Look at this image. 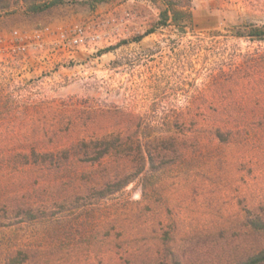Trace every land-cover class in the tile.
<instances>
[{"label": "rangeland", "instance_id": "obj_1", "mask_svg": "<svg viewBox=\"0 0 264 264\" xmlns=\"http://www.w3.org/2000/svg\"><path fill=\"white\" fill-rule=\"evenodd\" d=\"M50 1L0 0V264L262 250L248 221L264 222V41L248 34L264 0H171L178 27L161 0L30 11ZM81 25L98 39L67 47Z\"/></svg>", "mask_w": 264, "mask_h": 264}, {"label": "trees", "instance_id": "obj_2", "mask_svg": "<svg viewBox=\"0 0 264 264\" xmlns=\"http://www.w3.org/2000/svg\"><path fill=\"white\" fill-rule=\"evenodd\" d=\"M152 2H156L157 0H150ZM164 8L159 13V23L161 25L167 26H179L182 21L185 13H182L178 8L182 7L180 4H176L171 0H161ZM60 0H51L47 4H36L35 2L30 3V11L32 13H41L50 9L53 6L60 4ZM149 32L148 34H151ZM249 37L255 39L257 41H264V26L260 29H252L249 34ZM141 37L137 38L136 41H139ZM104 144V143H103ZM104 150L98 153V156L95 158L94 161H97L107 155H109L114 148H110L109 144H104ZM101 149V148H96ZM100 151V150H99ZM129 181L124 182V184H120L118 186V190L125 187ZM248 227L253 234L256 235H263L264 236V222L260 221L259 219L249 220ZM172 264H180L174 257L171 260ZM236 264H264V248L260 250L258 253L249 256L245 260L238 261Z\"/></svg>", "mask_w": 264, "mask_h": 264}, {"label": "built area", "instance_id": "obj_3", "mask_svg": "<svg viewBox=\"0 0 264 264\" xmlns=\"http://www.w3.org/2000/svg\"><path fill=\"white\" fill-rule=\"evenodd\" d=\"M89 30L88 26L81 25L73 28L66 38H64L63 34H61V37L66 41L65 44L67 47H79L86 42H93L98 39V36H95V34ZM45 31H48V28H46ZM35 38L38 40L41 39V34H35ZM18 50L24 51L25 48L23 46H18Z\"/></svg>", "mask_w": 264, "mask_h": 264}]
</instances>
